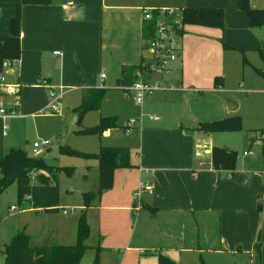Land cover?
<instances>
[{
	"label": "crops",
	"instance_id": "crops-1",
	"mask_svg": "<svg viewBox=\"0 0 264 264\" xmlns=\"http://www.w3.org/2000/svg\"><path fill=\"white\" fill-rule=\"evenodd\" d=\"M19 3L20 0H0L1 36L8 34L9 20L15 15ZM206 7L222 10L225 32L220 33L217 27L183 25L179 33L183 46H180L178 58L168 71L156 78L160 84L176 87L173 90L155 91L146 95L141 104H137L142 105L149 99L154 105L158 101L167 110L150 117L145 116L139 120V125L134 124L131 128L133 140L118 143L126 146L104 145L127 147L131 165L115 169L111 186L85 209L83 191L79 192L77 207L86 211L89 226L85 244L97 253L98 264L147 263L146 256L142 254L143 248L132 244L136 224L133 227L131 222L133 215L140 209V203L158 209V213L165 214L170 220L175 215L185 216L194 212L197 222H190V227L187 226L185 230L179 228L180 238L188 239L186 247L174 243L179 246V251L193 249L196 233L200 247L211 248L205 247L209 244L206 228L210 219L218 215V234L215 240L217 249L230 253L237 260L239 253H242L255 261L258 252L259 264H264V174L233 170V177L228 178L227 171L211 167V151L217 145L212 140L211 132L205 133L197 128L202 122L213 121L228 114V109L223 107L220 97L212 90L205 93L199 91L210 89L211 86L198 85L199 80L207 81L208 76L205 74L206 69L197 68L200 62H195L201 49L202 58L209 53L211 63H215L213 57L223 56L222 44L218 43L220 36L223 40L221 42L226 41L233 48L256 46L259 40L250 34L249 29L253 28L248 27L246 17L237 9L236 0H56L50 5H20V54L13 73L8 71L7 82L17 83L19 89L49 88L51 95L55 94L50 89L52 87L80 88L81 99L88 88L100 87L104 82L115 83L122 66L137 65L141 58L149 60V57L143 56L145 44L142 26L147 22L142 17L143 8L181 10ZM187 30L194 33L186 34ZM193 39L199 45L191 48L184 46ZM259 42L257 50L264 46L262 41ZM192 70L197 73L191 79ZM102 73L105 77L101 79ZM185 75L192 82L196 81L195 85L190 84L183 90L180 88L184 86L180 85L184 83ZM42 80H45L46 85L36 83ZM220 83L222 85V81ZM176 90L181 93L172 92ZM159 93L164 97L157 96ZM1 95L5 94L0 92ZM39 101L44 104L46 96L42 95ZM48 151L49 148L46 149ZM249 153L243 151L244 155ZM261 154L264 158V148ZM2 155L0 153V158ZM84 164L96 171L98 189L97 162L84 160ZM92 213L96 215V239L89 243L88 239L94 231L91 225ZM60 219L59 227L55 229V239L33 243L34 239L29 237L31 244H73L78 217ZM164 229L167 230V243L170 236L176 241L173 235L178 229L170 230L169 225ZM165 246L174 248L171 244ZM149 263L154 264V259ZM79 264H88V261L81 259Z\"/></svg>",
	"mask_w": 264,
	"mask_h": 264
},
{
	"label": "rangeland",
	"instance_id": "rangeland-1",
	"mask_svg": "<svg viewBox=\"0 0 264 264\" xmlns=\"http://www.w3.org/2000/svg\"><path fill=\"white\" fill-rule=\"evenodd\" d=\"M248 2L253 8L264 7V0H248ZM173 9L177 12L180 11L179 8ZM192 32L194 33V31L187 30L186 34ZM224 32L223 20V28L220 29V33L223 34ZM249 32L254 39H258L264 44V25L249 29ZM175 41L182 48V38L177 35ZM221 41L223 40H221L220 36L218 40L220 45ZM235 41L241 43L240 40ZM259 41H257L256 46L260 43ZM195 45L199 44L194 39L184 44L187 48ZM256 46L249 45L247 48L246 46H235L228 50L222 49L223 56L221 58L213 57L215 63L209 62V53L206 57L202 58L203 51L201 49L196 60L195 55L193 60L197 63L200 62L197 68L206 69L207 73L205 74L208 76L207 81L199 80L198 85L203 87L211 86L210 89H200L199 91L205 93L212 90L220 97L223 107L228 109V114L214 120H219L230 115L240 117V127L238 129L211 132L212 140L215 141L214 143L218 147L228 148L235 152L236 160L233 170H248L261 175L262 173L264 174V158L263 154H261L264 148V82L256 72V69L261 68L262 64ZM143 56L145 58L149 57V53L145 48H143ZM243 59H246L247 62ZM196 73L195 70L190 72L191 79L192 77H196ZM216 77L222 81L221 86L216 85ZM195 81L192 82L189 80L188 75H185V81L180 85V87L184 86V88L180 89L184 90L190 84L195 85ZM36 83L42 86L46 85V83L43 84L41 81H37ZM159 86L161 87L160 92L164 89L173 90L176 87H170L162 83H159ZM100 87L105 88V94L99 109H89L81 115L79 113V106L82 89L80 88L74 89L68 86L60 88L52 87L50 89L54 91V95L50 94L49 88L47 90L37 87H21L19 89L17 95L21 106L19 105L13 114L12 112H7V116L3 119L2 123L0 122V153L5 154L11 146H15L32 155V142L48 140L50 142L49 145L38 148V153L33 156L40 157L42 162L49 167L72 166L73 173L71 176H68L60 169L57 171L60 206L53 213H45L37 209L10 210L9 207L12 205L20 208L17 202L15 182L10 183L0 192V246L9 243L13 235L19 232H23L28 237L33 238V243L50 242L55 239L53 237L56 232L55 229L59 227L60 218H76L82 214V210L77 207L76 201L79 200V192L83 191L81 192L83 194L96 189V171L93 168H87V165H85L87 163L84 164L83 159L62 154L60 152V145L79 152L88 153L97 152L100 146L104 145H124L118 143H126L133 140L134 137L131 136L132 130H126V125L129 122H132L133 125H139V120H142L143 117H150L156 113H164L167 110V107L158 104V101L154 105L149 99H146L142 105H137L134 102L132 94L126 96L121 86H116L114 81L109 83L104 82ZM172 92L176 94L181 93L178 90ZM190 94L192 93L190 92ZM208 94L211 93H207L206 95ZM42 95L46 96L44 104H41L39 101ZM158 95L159 97H164L162 93ZM225 98H229L238 105L235 111L229 110ZM11 99L12 96L10 95H1L0 107L5 106ZM52 106L55 108L52 109ZM102 116H114L118 126L107 128L100 134L81 132V130L95 126ZM3 124L5 125L4 135H2ZM48 148L50 151L46 152ZM243 151L250 153L244 155ZM233 170L231 172L228 171L226 177L232 178ZM262 199L264 200V198ZM63 208H65L66 214H63ZM71 208L73 212L70 211ZM83 213L86 220L87 213L86 211ZM92 214L91 225H93L94 231L88 239L89 243L96 239V228H94L96 215L95 213ZM136 214L132 217L131 225L135 227L136 224L134 234L138 240L142 239L141 242L143 244L162 245L163 243V246L172 245L174 243L173 237L170 236V241L167 243V230L164 227L169 225L170 230L173 229L175 231V228L185 230L191 224L189 221L180 222L177 218H180L178 216H182L181 214L175 215L173 220H170V217L161 213H157L152 217L143 207L139 209L138 213L136 211ZM69 221H72V219H69ZM213 223L212 220L206 228V238L209 244H206L207 246L205 247L211 248L201 250L185 249L180 251L175 248H166L160 250V252L172 260L174 264H255L253 259L248 258L247 255L242 253H239L237 260L230 253L217 249L218 244H216L217 242L215 243V240L218 228ZM172 233L174 232L172 231ZM201 234L203 236V233ZM173 236L177 240L176 233ZM142 254L148 260L146 264H150L149 262L152 259H154V264H157L156 255L151 251L145 252L144 250ZM95 255L96 252L92 248H87L82 259L91 264ZM1 261L2 256L0 255V263ZM110 261L111 259H109Z\"/></svg>",
	"mask_w": 264,
	"mask_h": 264
},
{
	"label": "trees",
	"instance_id": "trees-1",
	"mask_svg": "<svg viewBox=\"0 0 264 264\" xmlns=\"http://www.w3.org/2000/svg\"><path fill=\"white\" fill-rule=\"evenodd\" d=\"M56 0H20L16 5L15 15L9 20V32L7 35H0V72L2 71V62L13 61L17 64L20 54L19 45V23H20V5H50ZM237 9L244 14L250 28L264 25V8H252L248 0H236ZM182 23L198 24L208 27L223 28V12L220 8H182ZM155 15V11H153ZM153 31V21H147L142 26V38L146 40L150 37ZM223 49H232L233 47L221 42ZM258 54L262 63L261 68H257L256 72L264 79V46L259 48ZM148 63L144 58H141L137 65H126L121 67L119 76L116 78V85H129L136 80V72L147 67ZM216 85L221 86L220 78H215ZM219 79V81H218ZM218 81V82H217ZM105 88L91 87L86 90L80 101V115L89 109H99L104 98ZM118 126L114 116L100 117L98 123L84 130L82 133H97L100 134L107 128ZM240 127V117L228 116L219 120L206 121L198 125V130L205 133L215 131H231ZM60 152L65 155L78 157L83 160H95L98 167V189L88 191L82 194L84 209L91 205L103 191L108 189L112 183L113 171L120 167H129L130 154L127 147L124 146H100L97 152H79L75 149L60 145ZM236 154L228 148L215 146L211 151L210 164L211 167L217 170L232 171L235 167ZM88 168V166H87ZM62 170L66 175L71 176L73 173L72 166H46L40 157L27 154L19 147H10L8 151L0 158V192H2L10 183L16 184L17 202L20 208L23 209H40L42 211H56L59 205V187L57 181V171ZM30 174H34L35 179L32 180ZM141 207L147 210L150 216H155L158 209L149 206L148 204L140 203ZM25 207V208H22ZM83 209V210H84ZM180 222H197V217L194 212H189L187 215L178 216ZM215 218V219H214ZM219 219L213 217V224H216ZM174 228V227H173ZM177 228H175L176 230ZM89 235V226L85 220L84 213L77 219L76 240L73 244H49V245H33L30 238L23 232L13 235L11 241L0 247V255L2 261L0 264H79L88 246L85 241ZM176 243L186 247L188 239H181L178 232L176 233ZM189 238V236H188ZM193 249H202L195 235ZM142 239L138 240L133 235L132 244L142 247L143 250H151L156 255L157 264H174L172 260L160 252L166 246L156 244H143ZM185 242V243H184ZM175 243V241H174ZM171 245L176 249L178 245ZM93 264H98V255L96 253ZM255 264H259V254Z\"/></svg>",
	"mask_w": 264,
	"mask_h": 264
},
{
	"label": "built area",
	"instance_id": "built-area-1",
	"mask_svg": "<svg viewBox=\"0 0 264 264\" xmlns=\"http://www.w3.org/2000/svg\"><path fill=\"white\" fill-rule=\"evenodd\" d=\"M153 11H155V15L153 14ZM142 17L145 21H153V31L150 34V37L144 40L145 49L149 53V60H145L148 65L145 69L136 72V80L131 84L120 85L126 96L132 94L136 104H141L146 95H150L161 89L156 78L168 71L178 58L180 46L176 43L175 37L177 35L179 36V33L183 28L181 10L177 12L173 8L161 10L143 8ZM53 53L57 54V52ZM15 66L16 64L14 61L12 63L6 60L2 62V71L0 72V92L12 96L8 106L0 107V118L2 120L7 116V112H12L13 114L19 105L17 95L19 92L18 84L9 83L6 80L8 71L10 70V72L13 73ZM104 77V73L100 74L101 79ZM41 82L43 84L46 83L45 80H42ZM51 108L53 109L55 107L52 106ZM132 127L133 123L129 122L128 125H126V130L130 131ZM2 129L5 130V125L2 126ZM49 143L48 140L33 142L31 146L32 155H36L38 153V148L47 147ZM31 177L34 179V174H31ZM139 206V208H141L140 204ZM9 208L10 210H15L17 209V206L12 205ZM70 211L73 212V209L71 208ZM63 213H66V211L63 210Z\"/></svg>",
	"mask_w": 264,
	"mask_h": 264
},
{
	"label": "water",
	"instance_id": "water-1",
	"mask_svg": "<svg viewBox=\"0 0 264 264\" xmlns=\"http://www.w3.org/2000/svg\"><path fill=\"white\" fill-rule=\"evenodd\" d=\"M225 101H226L227 105L229 106L230 110L236 109L237 104L234 103L232 100H230L229 98H225Z\"/></svg>",
	"mask_w": 264,
	"mask_h": 264
}]
</instances>
